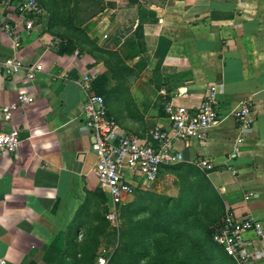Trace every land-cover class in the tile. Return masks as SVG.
<instances>
[{"label": "crops", "instance_id": "0c3cea01", "mask_svg": "<svg viewBox=\"0 0 264 264\" xmlns=\"http://www.w3.org/2000/svg\"><path fill=\"white\" fill-rule=\"evenodd\" d=\"M21 1L0 0V131L21 137L0 154V264H69L85 219L102 196L110 205L85 130L89 95L105 98L119 134L142 138L154 128L172 135L164 106L196 107L210 86L218 124L175 144L182 161L161 170L158 186L197 177L223 215L259 221L263 234L241 239L249 264H264V0H37L43 14L31 31ZM10 57L22 68L5 76ZM31 66L42 69L29 80ZM20 92L34 101L5 121L1 108ZM245 99L254 121L242 129L229 113Z\"/></svg>", "mask_w": 264, "mask_h": 264}, {"label": "built area", "instance_id": "2783aa9c", "mask_svg": "<svg viewBox=\"0 0 264 264\" xmlns=\"http://www.w3.org/2000/svg\"><path fill=\"white\" fill-rule=\"evenodd\" d=\"M17 14L25 30L31 31L42 16L43 9L37 0H22L17 6ZM6 29L12 37L14 47H17L19 36L16 30L11 27ZM20 68L22 65L16 57L2 62L5 76L13 75ZM41 69V66L27 67L26 77L29 80L34 79L36 72ZM96 76V73L89 72L82 76L80 83L88 89ZM33 101L32 95L20 92L14 103L1 108L2 118L5 121L11 120L20 107ZM252 107V101L245 99L229 116L238 122L240 128H249L254 121ZM164 111L171 123L172 135L160 128H154L141 138L130 133L119 134L118 123L109 115L103 96L89 95L84 102L85 130L92 139L96 158L94 173L110 198L106 218L112 223L118 218V208L124 206L129 198L155 183L164 167L182 161V154L177 150L176 143L187 142L192 138L202 139L208 129L218 124L216 88L210 86L196 107L169 102L164 106ZM20 143V132L17 129L0 131V154L16 150ZM198 166L212 169V164L207 160H200ZM139 183L142 185L141 189L138 187ZM248 231L262 235V224L254 219H237L227 213L212 233V241L234 264H249L241 239L242 233ZM98 262L105 264L103 258Z\"/></svg>", "mask_w": 264, "mask_h": 264}, {"label": "rangeland", "instance_id": "374dc122", "mask_svg": "<svg viewBox=\"0 0 264 264\" xmlns=\"http://www.w3.org/2000/svg\"><path fill=\"white\" fill-rule=\"evenodd\" d=\"M159 183L129 198L114 223L102 196L66 255L69 264H234L209 238L224 216L212 191L197 177Z\"/></svg>", "mask_w": 264, "mask_h": 264}, {"label": "trees", "instance_id": "16d2710c", "mask_svg": "<svg viewBox=\"0 0 264 264\" xmlns=\"http://www.w3.org/2000/svg\"><path fill=\"white\" fill-rule=\"evenodd\" d=\"M210 238V240H211V242H212V244L214 245V246H216L218 249H220L215 243H213V241H212V235L209 237ZM221 250V249H220ZM222 252V251H221ZM223 253V252H222ZM224 254V253H223ZM225 255V254H224Z\"/></svg>", "mask_w": 264, "mask_h": 264}]
</instances>
